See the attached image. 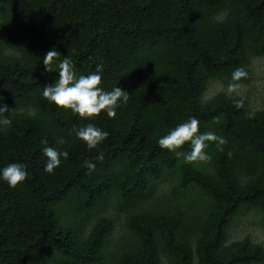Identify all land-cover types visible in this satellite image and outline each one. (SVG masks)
Masks as SVG:
<instances>
[{
	"label": "trees",
	"instance_id": "16d2710c",
	"mask_svg": "<svg viewBox=\"0 0 264 264\" xmlns=\"http://www.w3.org/2000/svg\"><path fill=\"white\" fill-rule=\"evenodd\" d=\"M53 48L129 94L116 117L89 121L42 95L59 78L43 64ZM258 59L264 0H0V105L12 109L0 168L28 172L15 188L0 180V264H264V244L232 239L247 217L264 225V106L208 96L217 81L248 83ZM193 116L227 140L209 142L208 162L158 144ZM89 122L109 133L91 150L75 134ZM45 147L69 154L51 174Z\"/></svg>",
	"mask_w": 264,
	"mask_h": 264
},
{
	"label": "clouds",
	"instance_id": "9594fccd",
	"mask_svg": "<svg viewBox=\"0 0 264 264\" xmlns=\"http://www.w3.org/2000/svg\"><path fill=\"white\" fill-rule=\"evenodd\" d=\"M60 56L61 54L53 48L43 57L46 70L58 71L59 78L54 83L44 85L42 95L61 109L71 110L72 113L89 121L99 117L102 111L109 118L116 117V109L128 102L129 94L118 86L107 90L102 85L101 65H97L96 70L87 75H77L71 58L63 55L61 59ZM243 74V70L237 68L233 72V79ZM235 103L237 107H241L243 101L237 100ZM11 111L12 109L6 105H0V129L12 125L9 115ZM199 125V120L193 116L161 136L158 144L162 149H167L178 157L182 155L186 162H208L211 160L207 151L210 147L209 142H215L219 150L223 151L222 146L227 140L213 131H200ZM75 134L90 150L97 148L109 135L107 131L91 122L79 128ZM58 143L63 144L64 139L60 138ZM185 144L190 145V150L186 153L180 151ZM43 153L48 158L44 171L50 174L61 165V158L66 160L69 155L67 151H59L54 147H45ZM96 159L103 160V155H98ZM86 166L89 170L95 168L91 162H86ZM27 176L26 166L21 163L13 162L0 168V180L13 188L25 182Z\"/></svg>",
	"mask_w": 264,
	"mask_h": 264
},
{
	"label": "rangeland",
	"instance_id": "374dc122",
	"mask_svg": "<svg viewBox=\"0 0 264 264\" xmlns=\"http://www.w3.org/2000/svg\"><path fill=\"white\" fill-rule=\"evenodd\" d=\"M252 77V80L246 84L239 82L227 84L223 81H217L210 86L208 96L211 97L220 91L234 93L241 97L249 96L252 107L260 109L264 106V59L253 62ZM247 218L234 230L232 239L241 240L249 235L255 242L264 244V225L258 218Z\"/></svg>",
	"mask_w": 264,
	"mask_h": 264
}]
</instances>
